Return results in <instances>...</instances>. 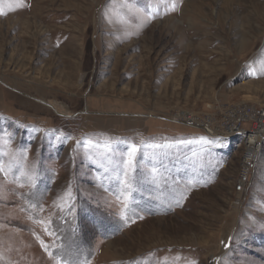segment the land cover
Instances as JSON below:
<instances>
[{
  "label": "rangeland",
  "instance_id": "1",
  "mask_svg": "<svg viewBox=\"0 0 264 264\" xmlns=\"http://www.w3.org/2000/svg\"><path fill=\"white\" fill-rule=\"evenodd\" d=\"M245 101L264 0H0V264H264V148L239 195L202 129Z\"/></svg>",
  "mask_w": 264,
  "mask_h": 264
},
{
  "label": "built area",
  "instance_id": "2",
  "mask_svg": "<svg viewBox=\"0 0 264 264\" xmlns=\"http://www.w3.org/2000/svg\"><path fill=\"white\" fill-rule=\"evenodd\" d=\"M188 119L193 123L196 121L192 116ZM202 127L209 137L219 142L237 141L235 145L242 149L235 192L243 195L251 184L256 162L264 148V105L240 102L227 108L219 127L211 122H204Z\"/></svg>",
  "mask_w": 264,
  "mask_h": 264
},
{
  "label": "snow or ice",
  "instance_id": "3",
  "mask_svg": "<svg viewBox=\"0 0 264 264\" xmlns=\"http://www.w3.org/2000/svg\"><path fill=\"white\" fill-rule=\"evenodd\" d=\"M135 151H136V149H135V147H133V148L131 149L130 157H131L132 154L135 153ZM128 165H129L130 167L132 166V159H131V158L128 160ZM0 173H3V169H2V168H0ZM125 207H127V205H125ZM39 223L42 224V225H44V229H43V230H44V232H45L46 234H48V235H53V233H52V232L50 231V229H49V225L51 224V221H48V222H45V221H39ZM37 239L39 240V237H37ZM39 242H40V244H41V247H43V248L45 249V251H47V245L45 244V242H44L43 240H40ZM49 255L51 256L52 254L49 253ZM57 264H59V261L57 262Z\"/></svg>",
  "mask_w": 264,
  "mask_h": 264
},
{
  "label": "bare ground",
  "instance_id": "4",
  "mask_svg": "<svg viewBox=\"0 0 264 264\" xmlns=\"http://www.w3.org/2000/svg\"><path fill=\"white\" fill-rule=\"evenodd\" d=\"M51 106H52V107H54V105H53V104H52Z\"/></svg>",
  "mask_w": 264,
  "mask_h": 264
}]
</instances>
